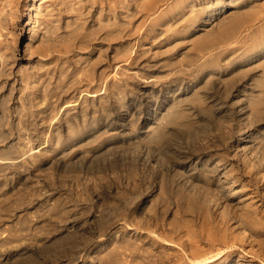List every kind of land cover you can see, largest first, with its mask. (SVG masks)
I'll use <instances>...</instances> for the list:
<instances>
[{
	"label": "rangeland",
	"instance_id": "374dc122",
	"mask_svg": "<svg viewBox=\"0 0 264 264\" xmlns=\"http://www.w3.org/2000/svg\"><path fill=\"white\" fill-rule=\"evenodd\" d=\"M0 53L1 264H264V0H0Z\"/></svg>",
	"mask_w": 264,
	"mask_h": 264
},
{
	"label": "bare ground",
	"instance_id": "6f19581e",
	"mask_svg": "<svg viewBox=\"0 0 264 264\" xmlns=\"http://www.w3.org/2000/svg\"><path fill=\"white\" fill-rule=\"evenodd\" d=\"M181 1H182V0H181ZM156 2H157V1H156ZM119 7H120V6H119ZM128 7H130V9H131V7H133V6H132L131 4H129ZM139 9H140V8H139ZM152 9H153V8H152ZM132 12H133V11H132ZM255 12H256V11H255ZM71 13H72V12H71ZM193 16H194V15H193ZM76 17H77V16H76ZM96 18H97V17H96ZM131 18H132V17H131ZM193 18H194V17H193ZM257 18H258V17H257ZM262 20H263V19H262ZM262 22H263V21H262ZM97 23H98V22H97ZM103 23H104V22H103ZM103 23H102V24H103ZM98 24H99V23H98ZM98 24H96V27L99 26ZM102 24H100V26H101ZM104 24H106V22H105ZM104 24H103V25H104ZM108 24H109V23H108ZM108 24H106V27H110L109 25H110L111 23H110L109 25H108ZM123 24L125 25V23H123ZM126 24H128V23H126ZM73 25H74V21H73ZM80 25H81V23H80ZM80 25H79V26H80ZM107 25H108V26H107ZM124 25H123V26H124ZM200 25H201V24H200ZM66 26H67V25H66ZM112 26L114 27L115 25H112ZM118 26H119V25H118ZM257 26H258V25H257ZM75 27H78V26H75ZM94 27H95V26H94ZM258 27H259V26H258ZM79 28H80V27H79ZM97 28L99 29V27H97ZM102 28H104V26H102ZM124 28H126V27H124ZM93 29H96V28H93ZM93 29H92V30H93ZM100 29H101V27H100ZM107 29H108V28H107ZM129 29H130V28H129ZM129 29H128V32H129ZM246 29H247V28H246ZM253 29H254V28H253ZM258 29H261V28H258ZM71 30H72V29H71ZM73 30H74V32H75V30H77V29L74 28ZM73 30H72V31H73ZM96 30H97V29H96ZM96 30H93L92 33H94V31L96 32ZM102 30H103V29H102ZM102 30H101V31H102ZM113 30L115 31L116 29L113 28ZM69 31H70V30H69ZM252 31H253V30H252ZM259 31H260V30H259ZM48 32H49V31H48ZM54 32L56 33V28H55V31H53V34L55 35ZM76 32H77V31H76ZM115 32H116V31H115ZM256 32L258 33V31H256ZM68 33H72V34H73V32H68ZM108 33H110V32H108ZM108 33H107V35H108ZM243 33H244V32H243ZM243 33H242V34H243ZM49 34H50V33H49ZM74 34H75V33H74ZM77 34H78V33H77ZM104 34H106V33H104ZM102 35H103V34H102ZM243 35H244V34H243ZM251 35H252V34H251ZM49 36H51V35H49ZM57 36H58V35H57ZM61 36H62V35H61ZM61 36H60V37H61ZM70 36H71V34H69L68 37H70ZM114 36H115V35H114ZM248 36H249V34H248ZM53 37H54V36H53ZM53 37H51V38H53ZM73 37H74V36H73ZM73 37L71 36V38H73ZM80 37H81V36H80ZM80 37H79V38H80ZM224 37H225V36H224ZM224 37H223V38H224ZM246 37H247V36H246ZM257 37H258V36H257ZM56 38H57V37H56ZM56 38L54 37V40H55ZM86 38H87V37H86ZM223 38H222V40H223ZM227 38H228V37H227ZM250 38H251V37H250ZM62 39H64V38H61V39L59 40V42H60ZM69 39H70V38H69ZM220 39H221V38H220ZM220 39H219V40H220ZM224 39H225V38H224ZM64 41H65V40H64ZM64 41L62 40V42H64ZM83 41H84V40H83ZM215 41L218 42V40H215ZM243 41H244V40H243ZM57 42H58V41H57ZM220 42H222V41L220 40ZM82 43H83V42H82ZM213 43H214V42H213ZM213 43H212V44H213ZM217 44H218V43H216V45H217ZM220 44H221V43H220ZM243 44H244V43H243ZM127 45H128V44H127ZM206 45H207V43H206ZM208 45H210V43H208ZM208 45H207V46H208ZM216 45H215V47H216ZM203 46H204V45H203ZM205 47H206V46H205ZM205 47H204V48H205ZM233 48H234V47H233ZM126 51H127V50H126ZM0 54H1V53H0ZM113 54H115V53H113ZM50 55H51V54H50ZM2 56H3V55L0 56V57H1V58H0V66L2 65V66L5 68V66L9 63V60L5 59V58H7V56H6L4 59H3L4 56H3V57H2ZM114 57H115V56H114ZM96 62H97V61H96ZM245 62H246V61H245ZM235 64H236V63H235ZM8 65H9V64H8ZM216 65H217V64H216ZM88 66H89V65H88ZM263 67H264V65H263ZM88 68H89V67H88ZM116 68H117V66H116ZM32 69L34 70V68H32ZM91 69H92V68L88 69V71L91 70ZM1 70H2V71H0V72H1L0 75H6L5 73H2V72H4L3 69H1ZM33 70H32V71H33ZM86 70H87V69H86ZM86 70H84V71H86ZM32 71H31V72H32ZM84 71H83V72H84ZM34 72H35V71H34ZM86 72H87V71H86ZM89 72H90V71H89ZM113 72H114V71H113ZM29 73H30V72H29ZM81 73H82V72H81ZM61 74H62V73H61ZM113 74H114V73H113ZM26 75H27V73H25V76H26ZM34 75H35V74H34ZM82 75H83V74H82ZM86 75H87V74H86ZM27 76H28V75H27ZM0 77H1V76H0ZM3 77H4V76H3ZM75 77H76V76H75ZM85 77H86V76H85ZM112 77H113V76H112ZM24 79H25V78H24ZM24 79H23V80H24ZM30 79H33V77H31ZM63 79H64V78H63ZM63 79H62L61 82H63ZM23 80H22V81H23ZM27 80H28V79H27ZM72 80H73V79H72ZM76 80H77V79H76ZM20 81H21V80H20ZM25 81H26V80H25ZM25 81H24V84H25ZM74 81H75V79H74ZM46 82H47V80H46ZM71 82H72V81H71ZM30 83H31V82H30ZM30 83H29V85H30ZM68 83H69V82H68ZM72 83L74 84V82H72ZM72 83H70V84L72 85ZM2 84H3V83H2ZM31 84H32V83H31ZM88 86H89V85H88ZM263 86H264V85H263ZM0 87H1V86H0ZM22 87H24V86H22ZM60 88H61V87H60ZM64 88H66V87H64ZM67 88H68V86H67ZM67 88H66V89H67ZM261 88H262V87H261ZM28 89H29V88H28ZM263 89H264V88H263ZM263 89H262V90H263ZM24 90H25V87H24ZM63 90L65 91V89H63ZM9 91H10V90H9ZM29 91H30V90H29ZM29 91H28V92H29ZM61 91H62V90H61ZM77 92H78V91H77ZM263 92H264V90H263ZM27 94H28V97H27V98L29 99V97H30L31 95H30L29 93H26V95H27ZM71 94H72V93H71ZM81 94H82V93H81ZM29 95H30V96H29ZM42 95H43V93H42ZM88 95H89V94H88ZM92 95H93V94H92ZM6 96H8V95H5V97H6ZM1 98H3V97H0V99H1ZM21 98H22V97H21ZM31 98H32V97H31ZM31 98H30V99H31ZM260 98H261V97H260ZM5 99H6V98H5ZM30 99H29V100H30ZM261 99H262V98H261ZM1 100H2V99H1ZM46 100H47V99H46ZM3 101H5V100H3ZM1 102H2V101H0V103H1ZM20 102H21V104H22V101H20ZM29 102H30V101H29ZM31 102H32V101H31ZM45 103H46V101H45ZM21 104H20V105H21ZM29 104H30V103H29ZM2 105H3V104L1 103V108H0V109H3V108H2V107H3ZM260 105H261V104H260ZM24 107H25V106H24ZM24 107H21V109L24 108ZM32 107H33V106H32ZM8 109H9V108H8ZM14 109H15V108H14ZM25 109H27V108H25ZM29 109H30V107H29ZM31 109H32V108H31ZM23 110H24V109H23ZM34 110H35V109H34ZM36 110H37V109H36ZM256 110H257V109H256ZM0 111H1V110H0ZM9 111H10V110H9ZM14 111H16V110H14ZM21 111H22V110H21ZM26 111H27V110H26ZM28 111H29V110H28ZM28 111H27V112H28ZM32 111H33V110H32ZM27 112H26V113H27ZM50 112H51V111H50ZM1 113H2V112H1ZM10 113H11V112H10ZM10 113H9V114H10ZM14 113H15V112H14ZM19 113H20V112H19ZM21 114H22V112H21ZM21 114H19V115L21 116ZM24 114H25V113H23V115H24ZM27 114L29 115L30 113H27ZM31 114H33V112H32ZM34 114H35V112H34ZM16 115L18 116V114H16ZM23 115H22V117H23ZM1 116H2V114H1ZM1 116H0V120H1V119L4 120L5 118H4V117L1 118ZM3 116H7V115L4 114V112H3ZM17 116H16V118H17ZM25 116H26V114H25ZM11 117H12V116H11ZM26 117H27V116H26ZM29 117H30V116H28V119L31 118V117H30V118H29ZM80 117H82V116H80ZM83 117H84V116H83ZM3 118H4V119H3ZM20 118H21V117H20ZM36 118H37V117H36ZM22 119L24 120V119H26V118H22ZM28 119H27V120H28ZM33 119H34V117H33ZM37 119H38V118H37ZM16 120H17V119H16ZM19 120H20V119H19ZM80 120H81V119H80ZM21 121H22V120H21ZM21 121H19V123H22ZM25 121H26V120H25ZM25 121H24V122H25ZM82 121H84V120H81V122H82ZM8 122L10 123V121H8ZM24 122H23V123H24ZM0 123H2V122L0 121ZM9 123H8V124H9ZM17 123H18V122H17ZM0 126H3V125L0 124ZM0 132H1V131H0ZM1 135H2V134H1ZM1 135H0V136H1ZM1 137L4 138L5 136H1ZM1 137H0V138H1ZM0 140H2V139H0ZM178 140H179V139H178ZM159 141H160V140H159ZM165 141H166V140H165ZM152 142H153V141H152ZM156 142H157V141H156ZM156 142L154 141V142H153V145H154V143H156ZM182 142H183V141H181V143H182ZM160 143H161V142H160ZM160 143H159V144H160ZM174 143H175V142H174ZM156 144H157V143H156ZM156 144L154 145L155 147L157 146ZM162 144H163V143H162ZM162 144H161V146H162ZM177 144H178V143H177ZM164 145H165V144H164ZM158 146H159V145H158ZM161 146H160V147H161ZM168 146H169V145H168ZM160 147H158V148H160ZM162 147H163V146H162ZM164 148H165V147H164ZM17 149H18V148H17ZM15 150H16V149H15ZM15 150H14V151H15ZM9 151H11V150H9ZM12 151H13V150H12ZM12 151H11V153H12ZM14 151H13L12 155L14 154ZM37 151H38V150H37ZM15 152H17V150H16ZM18 152L20 153L19 150H18ZM8 153H10V152H8ZM11 153H10V154H11ZM10 154H9V155H10ZM15 155H16V154H15ZM3 159H4V158H3ZM5 159H6V158H5ZM5 159H4V160H5ZM7 159H10V158L8 157ZM136 159H137V158H136ZM4 160H3V162H4ZM0 161H2V160H0ZM10 161H11V160H10ZM12 161H13V160H12ZM6 162H7V160H6ZM6 162H5V165H6ZM13 162H14V161H13ZM13 162H12V163H13ZM17 162H18V161H17ZM12 163H11V164H12ZM14 163H15V162H14ZM8 164H9V161H8ZM2 165H3V164H2ZM175 165H176V164H175ZM240 169H241V168H240ZM216 173H217V172H216ZM136 176H138V175H136ZM215 177H216V176H215ZM135 178H136V177H135ZM205 179L207 180V178H205ZM169 182H170V181H169ZM201 185H202V183H201ZM192 187H193V186H192ZM202 187H205V186H202ZM202 187H201V188H202ZM201 191H202V190H201ZM214 193H215V191H214ZM132 195H133V194H132ZM215 195H216V194H215ZM221 195H222V194H221ZM213 196H214V195H213ZM200 199H201V198H200ZM135 201H136V200H135ZM159 202H160V201H159ZM195 202H196V201H195ZM115 208H116V207H115ZM203 212H204V211H203ZM204 214H206V213H204ZM215 219H216V218H215ZM138 229H139V228H138ZM141 232H142V231H141ZM148 234L150 235L151 233H149V231H148ZM150 236H152V235H150ZM154 236H155V235H154ZM16 237H18V236H16ZM16 237H14V238H16ZM155 237H156V236H155ZM157 237H158V236H157ZM4 240H5V239H4ZM17 240H19V239H17ZM157 240H159V239H157ZM160 240H162V239H160ZM12 241H13V239H12ZM12 241H11V242H12ZM19 241H20V240H19ZM163 242H165V241H163ZM2 243L6 244L4 241H1L0 244H2ZM165 243H166V242H165ZM168 245H169V244H168ZM234 245H235V244H234ZM23 246H24V244H23ZM21 247H22V246H21ZM29 247H30V249H31V246H29ZM230 247H231V246H230ZM234 247H235V246H234ZM27 248H28V247H27ZM18 249H19V248H18ZM22 249H23V248H22ZM11 250H12V249H11ZM11 250H10V251H11ZM27 250H28V249H27ZM2 251H4V250H2ZM8 251H9V250H8ZM10 251H9V252H10ZM22 251H23V250H22ZM5 252H6V251H5ZM5 252H4V253H5ZM16 252H17V251H16ZM0 253H1V251H0ZM4 253H3V254H4ZM214 253H215V252H214ZM220 253H222V251H221V252H218V253H215V254H213L212 256L209 255V256H206V257H203V258H199V259H196V260H191V259H190V263H192V264H207V263L213 262V261L217 258V256L220 255ZM1 254H2V253H1ZM7 254H9V253L7 252ZM7 254H6V255H7ZM26 254H27V253H26ZM28 254H29V253H28ZM2 256H4V255H2ZM2 256H0V259H1ZM6 257H7V256H6ZM9 257H10V256H9ZM3 258H4V257H3ZM43 260H44V259H43ZM27 261H28V260H27ZM28 263H29V262H28ZM0 264H1V263H0ZM38 264H41V263H38Z\"/></svg>",
	"mask_w": 264,
	"mask_h": 264
}]
</instances>
